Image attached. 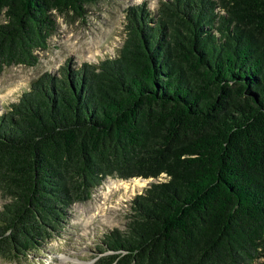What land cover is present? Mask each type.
<instances>
[{
  "label": "trees",
  "instance_id": "obj_1",
  "mask_svg": "<svg viewBox=\"0 0 264 264\" xmlns=\"http://www.w3.org/2000/svg\"><path fill=\"white\" fill-rule=\"evenodd\" d=\"M94 2L0 0V74ZM125 12L115 57L46 71L0 113V257L40 249L107 177L165 175L97 264H264V0Z\"/></svg>",
  "mask_w": 264,
  "mask_h": 264
},
{
  "label": "rangeland",
  "instance_id": "obj_2",
  "mask_svg": "<svg viewBox=\"0 0 264 264\" xmlns=\"http://www.w3.org/2000/svg\"><path fill=\"white\" fill-rule=\"evenodd\" d=\"M143 1L155 12L160 0H96L86 6L85 17L55 13L56 30L47 39L46 48L36 51V64L11 65L0 74V113L46 71L57 74L66 64L78 68L83 62L115 57L126 37L125 10ZM163 180L165 175L156 179L107 177L87 201L70 207L58 235L26 257L15 261L0 257V264H97L109 253L101 252L106 235L115 229L124 231L132 213V199L151 183ZM3 202L0 196V209Z\"/></svg>",
  "mask_w": 264,
  "mask_h": 264
},
{
  "label": "bare ground",
  "instance_id": "obj_3",
  "mask_svg": "<svg viewBox=\"0 0 264 264\" xmlns=\"http://www.w3.org/2000/svg\"><path fill=\"white\" fill-rule=\"evenodd\" d=\"M140 180V179H139ZM138 179H135V181H139ZM137 183H139V182H137Z\"/></svg>",
  "mask_w": 264,
  "mask_h": 264
}]
</instances>
